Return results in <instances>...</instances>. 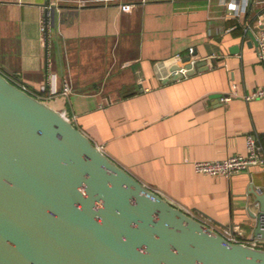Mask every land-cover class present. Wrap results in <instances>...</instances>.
<instances>
[{
	"label": "crops",
	"instance_id": "1",
	"mask_svg": "<svg viewBox=\"0 0 264 264\" xmlns=\"http://www.w3.org/2000/svg\"><path fill=\"white\" fill-rule=\"evenodd\" d=\"M230 1L0 0V70L175 204L225 236L261 239L252 190L264 164L229 176L193 164L246 154L249 134L264 150V97L246 98L264 86V0H240L239 17ZM192 53L193 73L169 74Z\"/></svg>",
	"mask_w": 264,
	"mask_h": 264
},
{
	"label": "water",
	"instance_id": "2",
	"mask_svg": "<svg viewBox=\"0 0 264 264\" xmlns=\"http://www.w3.org/2000/svg\"><path fill=\"white\" fill-rule=\"evenodd\" d=\"M252 193L264 238V189ZM0 264H264V247L229 240L139 180L0 70Z\"/></svg>",
	"mask_w": 264,
	"mask_h": 264
},
{
	"label": "built area",
	"instance_id": "3",
	"mask_svg": "<svg viewBox=\"0 0 264 264\" xmlns=\"http://www.w3.org/2000/svg\"><path fill=\"white\" fill-rule=\"evenodd\" d=\"M240 0H231L228 3L229 9L233 12L234 16L239 17L241 14V8L239 5ZM258 55L260 59L264 62V22L262 24V30L260 36L258 37ZM178 60H183V64L177 69H173L169 72L170 75L181 73L186 76L188 74L189 68L186 66L187 63H191L195 68L197 62L202 59L197 56L190 54L188 58H183L182 56H177ZM172 62L167 61L163 62L160 67L164 68L166 65H170ZM168 67V66H167ZM165 75H163L164 77ZM46 86L43 85L40 88V92H46ZM70 87L66 85L65 93H68ZM41 97L40 94H36ZM257 97H264V86H259L254 88L251 92L246 95L247 99H253ZM225 99L230 98V96H225ZM62 113L71 118L66 111ZM72 119V118H71ZM248 152L246 154L234 153L220 159L214 160H196L193 162L194 168L197 172L205 173L209 175H231L233 173L248 170L253 166L264 164V150L260 143L258 142L257 136L255 134H249L247 138ZM229 240L232 241H241L252 244L254 246L264 247V238H250L246 240H241L235 235L229 234L226 236Z\"/></svg>",
	"mask_w": 264,
	"mask_h": 264
}]
</instances>
